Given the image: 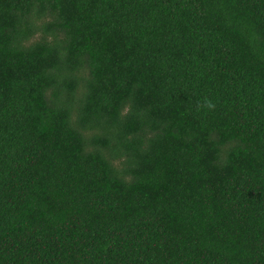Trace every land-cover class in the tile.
Masks as SVG:
<instances>
[{
  "label": "trees",
  "instance_id": "16d2710c",
  "mask_svg": "<svg viewBox=\"0 0 264 264\" xmlns=\"http://www.w3.org/2000/svg\"><path fill=\"white\" fill-rule=\"evenodd\" d=\"M0 264H264V0H0Z\"/></svg>",
  "mask_w": 264,
  "mask_h": 264
}]
</instances>
